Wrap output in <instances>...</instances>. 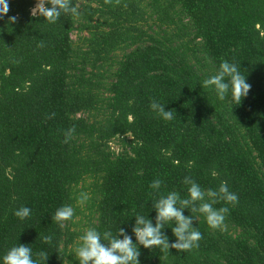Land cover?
Listing matches in <instances>:
<instances>
[{
	"label": "trees",
	"instance_id": "1",
	"mask_svg": "<svg viewBox=\"0 0 264 264\" xmlns=\"http://www.w3.org/2000/svg\"><path fill=\"white\" fill-rule=\"evenodd\" d=\"M35 3L8 0L0 16V256L19 243L78 264L87 228L132 235L131 216L152 219L161 195L187 198L188 176L205 191L226 182L237 203L213 205L229 209L216 229L185 209L198 247L138 246L140 264H264V0H71L78 15L56 23ZM223 60L251 85L239 105L203 87ZM63 205L74 217L57 223Z\"/></svg>",
	"mask_w": 264,
	"mask_h": 264
},
{
	"label": "clouds",
	"instance_id": "2",
	"mask_svg": "<svg viewBox=\"0 0 264 264\" xmlns=\"http://www.w3.org/2000/svg\"><path fill=\"white\" fill-rule=\"evenodd\" d=\"M8 11V0H0V16L7 14ZM69 13L78 15L71 0H36L35 6L30 10L31 15L43 17V20H47L48 23H56L62 14ZM8 19L11 22L16 21L15 16ZM202 84L204 88H211L214 91L217 100L225 101L226 98H230L233 105H239L251 89V85L246 82L245 75L239 66L227 60L221 61L215 74L204 79ZM164 104L153 101L149 107L163 120L173 119V110H165ZM73 131L74 129H69L65 134V142ZM183 183L188 185L187 198H181L178 192L170 191L152 203L151 207L155 212L152 219L148 215L138 213L131 216L134 217L132 235H129L123 227H117L115 234L111 230L100 232L95 227L87 228L74 248L78 264H140L138 246L149 249L159 247L164 250L172 248L179 251H188L198 247L201 233L194 226V217L185 215L184 210L199 212L204 215L209 227L220 228L229 209L227 207L215 208L213 205L220 200L226 204L235 205L238 196L229 191L226 182H221L215 191L202 190L201 186L188 176L183 178ZM160 186V179H154L150 184L152 189H159ZM89 198L87 193L81 192L78 200L83 204ZM197 202H200L198 206ZM13 215L20 220H25L30 217L31 209L21 206L14 211ZM73 217L74 208L71 205H63L55 210L52 219L57 223H62L72 220ZM170 222L171 227H169ZM166 227L170 228L175 237L171 242L163 231ZM42 240L44 243L51 244L52 236H43ZM47 255L44 251H40L35 254L37 258H34L31 247L17 243L0 256V264H44Z\"/></svg>",
	"mask_w": 264,
	"mask_h": 264
},
{
	"label": "rangeland",
	"instance_id": "3",
	"mask_svg": "<svg viewBox=\"0 0 264 264\" xmlns=\"http://www.w3.org/2000/svg\"><path fill=\"white\" fill-rule=\"evenodd\" d=\"M116 143H117V142H112V143H111V146H112L114 149H116V150L118 151V150H120V148L117 147ZM117 148H118V149H117Z\"/></svg>",
	"mask_w": 264,
	"mask_h": 264
}]
</instances>
